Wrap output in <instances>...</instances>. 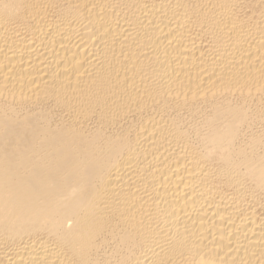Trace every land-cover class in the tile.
<instances>
[{"label": "bare ground", "instance_id": "1", "mask_svg": "<svg viewBox=\"0 0 264 264\" xmlns=\"http://www.w3.org/2000/svg\"><path fill=\"white\" fill-rule=\"evenodd\" d=\"M0 264H264V0H0Z\"/></svg>", "mask_w": 264, "mask_h": 264}]
</instances>
